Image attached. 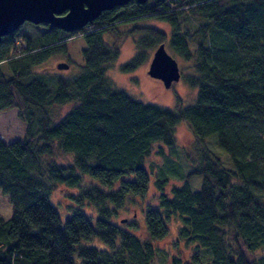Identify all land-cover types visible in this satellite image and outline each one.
<instances>
[{"label": "trees", "instance_id": "1", "mask_svg": "<svg viewBox=\"0 0 264 264\" xmlns=\"http://www.w3.org/2000/svg\"><path fill=\"white\" fill-rule=\"evenodd\" d=\"M150 17L167 23L169 36L152 27L125 32L143 36L120 69L135 70L148 48L167 42L191 64L192 105L179 98L173 109L143 103L106 75L119 50L102 34ZM76 34L86 45L76 76L32 72ZM67 103L75 105L54 121L51 108ZM9 108L25 129L11 143L0 138V191L11 205L9 219L0 217V264H158L154 241L170 223L174 247L189 254H168L162 264H264V0H133L77 33L27 23L0 41V111ZM182 121L194 138L214 136L232 167L206 149L198 166L171 173L163 147L174 152ZM55 150L71 155L70 163L44 159ZM152 153L164 157L162 166L146 167ZM196 176L202 183L193 192L188 182ZM150 183L156 193L142 207L140 238L115 219ZM57 186L67 191L64 222L51 199ZM94 238L102 249L81 245Z\"/></svg>", "mask_w": 264, "mask_h": 264}, {"label": "rangeland", "instance_id": "2", "mask_svg": "<svg viewBox=\"0 0 264 264\" xmlns=\"http://www.w3.org/2000/svg\"><path fill=\"white\" fill-rule=\"evenodd\" d=\"M27 23L21 25L18 29H22ZM152 27L163 32L167 37L170 34V27L163 21L156 20L154 18H142L135 20H126L119 22L115 25V33H103L102 40L108 46H115L119 50V56L116 60L109 63L106 71L107 77L114 84V88L122 90L133 99L141 101L143 103L153 104L162 108L173 109L176 105V98L181 100L182 105H192L196 98V89L191 87L186 81L185 76L193 74L190 62L184 61L177 57L169 48L168 43H164V47L167 53L172 56L178 64L180 77L177 82H173L170 87L165 88L163 83L159 79L151 78L147 74L148 65L151 60L152 54L157 46L148 48L146 60L139 65L135 70L131 72L121 71L120 66L127 63L132 56L136 53V44L138 38L143 36L141 33H132L131 35L123 36L125 32L130 31L132 28H148ZM91 28L87 27L88 32ZM137 30V29H136ZM17 31V30H16ZM76 34L74 37L68 38L65 42L64 51L58 52L47 59L40 65L35 66L32 69L33 73H48L49 75L56 74L64 77L76 76L83 68V59L81 51L85 48L84 39ZM65 62L68 64L66 70H57L56 64ZM75 103V102H74ZM74 103H67L63 106H54L51 108V116L54 121H57L64 116ZM25 125L19 120L16 114V110L9 108L0 111V138L5 143H11L15 140H19L24 135ZM175 149L174 152L169 151L166 147H163V151L168 155L171 161L170 168L171 173L177 172V174H185L188 170L198 166L202 153L207 149L213 156H215L220 165L223 168H231V162L226 153L218 148L215 144L214 136H210L204 139L194 138L193 133L187 122H180L175 127ZM71 156V155H70ZM69 155H64L61 152L54 151L51 156H45L44 159L48 161H54L56 164L65 165L69 164L71 159ZM162 159V162L159 160ZM165 160L164 157H158L155 153H152L146 161V167L149 164L154 163L157 167L162 166ZM154 168L158 169V168ZM149 170V168H147ZM152 171V174L154 172ZM151 173V172H150ZM176 174V175H177ZM153 176V175H151ZM152 180V177H151ZM171 182L174 185H181V179L177 177H171ZM202 183V177L196 176L189 180L188 184L191 191H197ZM75 192V191H72ZM67 193L62 187L57 186L51 192L52 202L56 205L57 212L60 215L61 221L64 222V204L65 194ZM156 193L152 183L149 184L148 192L139 202L136 204H128L120 214L116 217L115 223L121 228L128 229L130 226L135 227L134 233L140 238H146L145 227L143 222L142 207L144 204L149 203ZM86 213L90 211L86 208ZM11 215V205L7 197L0 191V217L3 220L9 219ZM176 239L175 224H168V233L165 238L154 241L157 247V259L158 264H162L168 254L175 256L188 255L189 251L180 245L174 247V240ZM83 246H94L98 249L103 248V243L97 239L90 241H82ZM167 253V254H166Z\"/></svg>", "mask_w": 264, "mask_h": 264}, {"label": "water", "instance_id": "3", "mask_svg": "<svg viewBox=\"0 0 264 264\" xmlns=\"http://www.w3.org/2000/svg\"><path fill=\"white\" fill-rule=\"evenodd\" d=\"M133 0H0V41L18 30L24 23L44 24L67 33H77L88 26L102 12L123 7ZM143 4L147 0H135ZM68 64H56L57 70H66ZM148 76L159 79L165 88L180 77L177 61L170 56L164 44H159L151 57Z\"/></svg>", "mask_w": 264, "mask_h": 264}]
</instances>
